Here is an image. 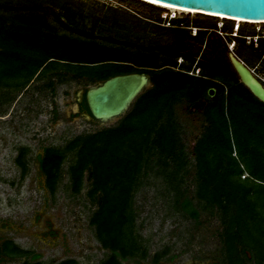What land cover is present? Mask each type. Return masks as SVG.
I'll use <instances>...</instances> for the list:
<instances>
[{
	"label": "rangeland",
	"instance_id": "374dc122",
	"mask_svg": "<svg viewBox=\"0 0 264 264\" xmlns=\"http://www.w3.org/2000/svg\"><path fill=\"white\" fill-rule=\"evenodd\" d=\"M77 1L82 7H75L78 3L72 1L70 7L66 8L67 12L56 9L47 11L46 20L61 38L55 45H52L55 39L51 40V50L45 53L74 62H133L132 68L138 70L135 73L150 71L151 78L161 73L170 77L171 85L165 86L169 91L175 83L185 94L191 95L199 89L201 93L204 92L198 78L176 72L184 60L181 72L190 75L192 71L200 77L210 75L212 67L217 68L219 75L213 77L218 85L228 82L234 86L235 70L230 65L232 63L227 53V44H233L231 39L234 37L233 33H226L229 32L226 28L235 27L232 20L168 11L167 7H150L137 0ZM52 11L62 13L59 15L64 26L56 22ZM171 13L178 15L179 22L190 26L214 27L217 31L209 30L208 35L202 34L192 39V35L182 37L183 32L166 31V26L160 27L155 23L159 18L165 20ZM66 22L70 24L68 27L65 26ZM222 24L224 27L221 29ZM240 24L248 35L253 31H264V24ZM42 40L40 42H44ZM244 41L248 44L246 39ZM206 45L207 48H204ZM239 45L240 42L236 44L233 54L264 80V58L263 64L260 61L262 53L244 44ZM45 56L42 55L43 58ZM197 62L203 65L200 73L195 68ZM136 64L151 67L139 68ZM60 65L59 69L35 78L24 90H2L6 93L4 98L10 96L13 99L0 103V244L1 240H11L25 251L40 254L42 264H58L67 259H75L80 264H100L108 250L101 247L90 225V216L98 204L92 203L87 196L90 184L88 174L82 192L74 194L66 173L68 162L73 157V154H69L62 170V181L53 195L46 186V177L40 169L38 158L44 157L45 150L51 146L65 147L79 135L117 125L129 111L111 121L87 120L78 113L82 96L79 98V94L104 81L90 79L88 76L96 73L92 70H89L91 74L86 73L87 69H81L76 63L69 66L70 69L65 64ZM176 66V71H172V67ZM117 68L114 65L103 66L102 72ZM121 68L127 71L124 66ZM51 82H54L53 86H50ZM153 86L154 82L151 81L144 92ZM229 88L230 85L226 84L225 93ZM205 89L207 93L200 100L201 103L194 105L185 99L175 107L183 128L182 143L189 162L182 189L188 191L186 196L192 199H195L197 188L195 147L208 127L205 102L209 91L207 87ZM23 147L28 150V171L24 177L15 162L19 149ZM235 155L236 151L233 153ZM244 169L242 180L249 178V171ZM171 197L166 192L163 179L153 175L148 177L146 185L136 197L133 209L137 215V233L148 249V258L141 260L140 264H154V255L165 250L169 253L160 264H222L224 246L220 217L212 214L209 208L207 211L200 209L198 220L186 218L173 209L174 200ZM243 254L252 259L248 249ZM137 260L126 264H137ZM24 261V258H0V264H23Z\"/></svg>",
	"mask_w": 264,
	"mask_h": 264
},
{
	"label": "trees",
	"instance_id": "16d2710c",
	"mask_svg": "<svg viewBox=\"0 0 264 264\" xmlns=\"http://www.w3.org/2000/svg\"><path fill=\"white\" fill-rule=\"evenodd\" d=\"M72 1L78 3L75 7H82L77 0H0L1 93L3 89L24 90L38 76L59 69L60 64L70 69L69 66L76 63L81 69H87L86 73L91 74L89 70L96 73L88 77L99 81L138 71L132 68L133 62H74L45 53L61 38L46 20L47 11L67 12L66 8ZM51 13L56 22L64 26L59 15L62 13ZM69 25L66 22L65 26ZM226 29L227 33H232L233 28ZM244 31L246 29L240 27L239 37L231 40L259 50L262 63L264 39L259 40L258 46L246 44L245 37L257 36V32L248 35ZM51 40L54 42L52 45ZM43 54H46L44 58ZM108 65L119 68L102 72L103 66ZM136 65L139 68L151 67ZM122 66L127 71H123ZM211 70L210 75L205 76L219 75V69L212 67ZM137 73L150 74V71ZM234 73V86L228 82L218 85L199 79L205 94L199 89L191 95L178 89L175 83L170 91L167 90L165 86L171 85L172 79L165 73L154 74L152 89L136 99L117 125L79 135L65 147L51 146L45 150L44 157L39 158L47 187L53 195L62 181V170L69 154L73 157L68 162L66 173L74 194L82 192L88 174L90 184L87 196L92 203L98 204L90 216V225L101 247L108 250L100 264H126L137 258L140 260L137 264H140L141 260L148 258V249L137 233V215L133 207L151 175L163 179L166 192L174 200L173 209L182 216L198 220L200 209H211L212 214L220 217L224 246L222 264H264V103L255 98ZM206 82L217 87L218 94L212 99L207 95L205 102L208 127L195 147L197 188L195 199H192L186 196L188 191L182 189L189 162L182 143L183 128L175 107L185 99L198 104L207 93ZM226 84L230 88L225 93ZM53 85L54 82H51L50 86ZM4 94H0V103L13 99L10 96L4 98ZM82 110L89 111L86 101ZM27 151L24 147L20 148L15 159L23 177L28 171ZM242 165L249 171L246 180L241 179L245 171ZM245 249L251 252L252 259L243 254ZM168 253V250L156 253L153 263L160 264ZM2 254L21 256L24 253L11 244L1 248L0 257ZM39 257L34 255L35 259ZM24 264L42 263L27 261ZM58 264L80 263L67 259Z\"/></svg>",
	"mask_w": 264,
	"mask_h": 264
},
{
	"label": "water",
	"instance_id": "95a60500",
	"mask_svg": "<svg viewBox=\"0 0 264 264\" xmlns=\"http://www.w3.org/2000/svg\"><path fill=\"white\" fill-rule=\"evenodd\" d=\"M160 3L240 19L245 23L264 22V0H161ZM229 58L240 82L264 103L262 81L235 54L230 52ZM150 82L149 75L145 73L122 74L82 91L79 102L85 99L89 109L83 113L84 117L87 120L106 122L125 115ZM215 95L216 89H210L209 96L213 98Z\"/></svg>",
	"mask_w": 264,
	"mask_h": 264
},
{
	"label": "flooded vegetation",
	"instance_id": "af4514ba",
	"mask_svg": "<svg viewBox=\"0 0 264 264\" xmlns=\"http://www.w3.org/2000/svg\"><path fill=\"white\" fill-rule=\"evenodd\" d=\"M189 14H191V13H189ZM180 21V19L179 20H176V21H174L173 23H174V26L173 27H166L165 28V26H163V23H165L166 21L165 20H163L162 18H159L155 23L158 25V26H160V27H164L165 29H167L166 31H169V30H173V31H181V32H183V34H182V37H188V34L192 37V39H194V38H198L199 37V35H202V34H206V35H208L207 33L209 32V30H211V31H213V30H215V31H217L216 29H214V27H203V26H190V25H187L186 23H183L182 21L181 22H179ZM144 24L146 25L147 23H145L144 22ZM182 24V25H181ZM194 29H197V31H195V33H193L192 31H194ZM168 33V32H167ZM227 33V32H226ZM228 34V33H227ZM211 34H209V39H211V37L212 36H210ZM180 37V36H179ZM217 37V36H216ZM218 38V37H217ZM218 45H220V44H218ZM227 46H230V43L228 42V44H227ZM236 47V46H235ZM204 48H207V45L204 47ZM225 48L227 49V47L225 46ZM229 48V47H228ZM227 51L230 53L231 51H230V48H229V50L227 49ZM233 53V52H232ZM229 55V54H228ZM181 58H182V56H181ZM242 61V60H241ZM184 60H182V63H180V65L178 66L179 68L177 69V71H176V68H177V66L176 67H172V70H175L176 72H178V73H184V71L183 72H181V70H180V67H182V65H184ZM243 63H245L244 61H242ZM200 63L199 62H197L196 63V66H195V68L199 71V73L201 72V70H202V66L203 65H199ZM248 68H249V66H248ZM164 70V69H163ZM235 70V69H234ZM251 70V69H250ZM252 71V70H251ZM236 72V71H235ZM253 72V71H252ZM190 73V77H194V78H198V79H207L208 81H212V82H215L216 84H218L216 81H215V79H214V77H210V76H200V77H198V76H195V74L191 71V72H189ZM254 73V72H253ZM145 74H147V75H149L148 73H145ZM236 74H237V72H236ZM255 74V73H254ZM237 76H238V74H237ZM257 76V75H256ZM149 77H150V80L151 81H153V77L151 78V76L149 75ZM257 78L259 79V80H261L262 81V83L264 84V81L261 79V78H259L258 76H257ZM238 79H239V81H240V78H239V76H238ZM206 85L208 86L207 87V89H208V91L210 90V89H212V88H214V89H216V93H217V90H218V88L217 87H212V86H210L207 82H206ZM205 85V86H206ZM249 90V89H248ZM86 100L84 99L83 100V102L82 103H80L81 105L79 106V109H78V113L79 114H81L82 116H84V112L85 111H87V110H82V104L85 102ZM19 153V152H18ZM38 163H39V165H40V160H39V158H38ZM40 169H41V167H40ZM41 171H42V169H41ZM46 186H47V182H46ZM48 188V187H47ZM50 191V190H49ZM51 193V192H50ZM52 194V193H51ZM2 242H1V244H0V250H1V248L4 246V245H11V244H13L14 246H17L18 248H20L18 245H16L15 243H13L11 240H7V239H4V240H1ZM20 250L22 251V253H24L23 255H21V256H19V255H14V256H6V255H4V254H2V256L0 257V258H2V259H7V258H24L25 259V261H24V263L25 262H27V261H29V262H40L39 260H40V257L39 258H34V255H40V254H36V253H34V252H31V251H25V250H23V249H21L20 248ZM23 263V264H24Z\"/></svg>",
	"mask_w": 264,
	"mask_h": 264
},
{
	"label": "built area",
	"instance_id": "2783aa9c",
	"mask_svg": "<svg viewBox=\"0 0 264 264\" xmlns=\"http://www.w3.org/2000/svg\"><path fill=\"white\" fill-rule=\"evenodd\" d=\"M167 17H166L167 21L165 23H163V26H166V27H173L174 26V23H173L174 21L172 20L173 18H177V20H179V17H178V15L176 13L174 15H173V13H171V15H169ZM166 18H165V20H166ZM223 27H224V25L222 24L220 26V28L222 29ZM240 27H241L240 23H238L234 27V29L232 31V33H233L232 36L233 37H239ZM194 31H197V29H194ZM221 35L224 37V35L222 33H221ZM261 38L264 39V31H262V33H261V30L258 31L257 36H247V37H245V39L247 40L248 44H254L255 46H258L259 40ZM235 46H236L235 42H233V44H230L229 48H230L231 52H233L235 50Z\"/></svg>",
	"mask_w": 264,
	"mask_h": 264
},
{
	"label": "bare ground",
	"instance_id": "6f19581e",
	"mask_svg": "<svg viewBox=\"0 0 264 264\" xmlns=\"http://www.w3.org/2000/svg\"><path fill=\"white\" fill-rule=\"evenodd\" d=\"M146 1H149V2L154 3L153 0H146ZM155 4H156V5H161V6L167 7V8L170 9V10L181 11V12H183V13L187 12V13H193V14H204V15L214 16V17H218V18L234 19V20L239 21V23L245 22V21L240 20V19H235V18H231V17H224V16H221V15H215V14H212V13H206V12H203V11H196V10L184 9V8H179V7H175V6H171V5L163 4V3H155ZM251 23H260V24H264V22H251ZM217 37H218V36H217ZM232 54H233V53H232ZM81 97H82V96H81Z\"/></svg>",
	"mask_w": 264,
	"mask_h": 264
},
{
	"label": "clouds",
	"instance_id": "9594fccd",
	"mask_svg": "<svg viewBox=\"0 0 264 264\" xmlns=\"http://www.w3.org/2000/svg\"><path fill=\"white\" fill-rule=\"evenodd\" d=\"M141 1H144V2H146V3H150V4H152V5H156L155 3H152V2H149V1H146V0H141ZM156 6H158V5H156ZM160 6V5H159ZM168 11H171L170 9H168ZM168 18V17H167ZM167 18H166V21H167ZM173 21H176L177 20V18H173L172 19ZM233 22H234V24H235V26L238 24V22L239 21H237V20H232ZM236 22V23H235Z\"/></svg>",
	"mask_w": 264,
	"mask_h": 264
},
{
	"label": "snow or ice",
	"instance_id": "6c2138e0",
	"mask_svg": "<svg viewBox=\"0 0 264 264\" xmlns=\"http://www.w3.org/2000/svg\"><path fill=\"white\" fill-rule=\"evenodd\" d=\"M154 3H160L161 0H153Z\"/></svg>",
	"mask_w": 264,
	"mask_h": 264
}]
</instances>
